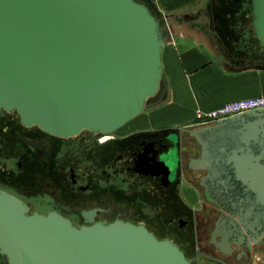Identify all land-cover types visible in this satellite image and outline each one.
Listing matches in <instances>:
<instances>
[{
	"label": "water",
	"instance_id": "1",
	"mask_svg": "<svg viewBox=\"0 0 264 264\" xmlns=\"http://www.w3.org/2000/svg\"><path fill=\"white\" fill-rule=\"evenodd\" d=\"M264 48V0H249ZM158 20L137 0H0V108L58 135L108 132L138 113L158 86ZM199 147L188 169L219 215L211 237L226 252L264 237V106L180 126ZM90 221V219H87ZM0 253L7 264H191L170 239L141 223L74 225L27 212L0 190Z\"/></svg>",
	"mask_w": 264,
	"mask_h": 264
},
{
	"label": "flooded vegetation",
	"instance_id": "2",
	"mask_svg": "<svg viewBox=\"0 0 264 264\" xmlns=\"http://www.w3.org/2000/svg\"><path fill=\"white\" fill-rule=\"evenodd\" d=\"M219 9L220 0H216L213 13ZM248 12L242 15L249 18ZM180 15L188 21L205 19L196 12L183 11ZM227 16L208 15L206 19L230 18V14ZM224 30L234 34L230 33V25ZM117 129L100 132L81 128L72 134L58 135L36 124L22 123L14 109L0 108V190L24 202L28 213L54 211L76 226L128 220L143 224L157 237L168 238L180 248L170 237L158 236L154 219L160 217L163 226L177 234L186 233L194 219V224L203 225L206 231V247L220 254L233 255L243 263L253 249L264 252V237L249 246L229 243L232 249L226 252L216 247L214 241L219 237H211L210 233L219 208L194 185L201 170L186 166L188 157L197 155L199 150L187 132L162 128L120 133L124 128ZM182 176L196 192L199 212H191L181 201ZM258 244L260 247L256 248ZM0 255L7 264L6 257Z\"/></svg>",
	"mask_w": 264,
	"mask_h": 264
},
{
	"label": "crops",
	"instance_id": "3",
	"mask_svg": "<svg viewBox=\"0 0 264 264\" xmlns=\"http://www.w3.org/2000/svg\"><path fill=\"white\" fill-rule=\"evenodd\" d=\"M156 5L171 13L187 5V0H158ZM168 17L161 36L158 99L148 117L149 121L169 122L152 128L187 124L197 108L209 109L229 99L264 92L259 75L235 60L234 51H241L242 44L231 42L216 19Z\"/></svg>",
	"mask_w": 264,
	"mask_h": 264
},
{
	"label": "rangeland",
	"instance_id": "4",
	"mask_svg": "<svg viewBox=\"0 0 264 264\" xmlns=\"http://www.w3.org/2000/svg\"><path fill=\"white\" fill-rule=\"evenodd\" d=\"M137 1H140L145 5L147 4V6L150 7L151 11L154 13V15L158 20V31L162 36L163 26L165 25V21L169 18L168 16L170 17L175 16L178 20H182L180 13L185 11V12H193V13L196 12L198 14V17H202V18L205 17L206 19V17L210 15L211 9L215 5L216 0H187V5L182 7L180 10L171 13L159 9L158 5H156L158 0H137ZM238 1L239 0L235 2H230V6L235 7L237 4L239 5ZM225 7H227L226 3H225ZM232 11H233L232 14L230 13V33L234 31V34H232L234 37L231 39V42L242 44L241 51L239 53L234 52L235 60L237 61V63H244L240 65L242 68L250 69L248 71L254 74H258L260 77V81L264 83V58L262 54L257 52V51H264V48H262L261 45H259L258 42H256L253 37H251V35L253 34L251 32V27L249 26L247 21L242 19L241 16L242 12L241 11L235 12L234 10ZM205 19H202L201 21H204ZM159 88L160 87L158 85L153 93L146 95L144 97L142 107L136 115H134L130 119L126 120L123 124L118 126V129L124 128L122 131L119 130L120 133H128L130 131H134L133 129H139L141 131L148 132V131L160 130L162 128L164 129L179 128L180 126H196L200 124L198 121H195L196 119H194V114H193L192 120L190 122L188 121L189 123L187 124L176 123L170 127L152 128V126H155L156 124L161 125L164 122L166 123L169 122V121H163L162 119H156L151 121V118L149 121V117L151 115L149 116L148 111L150 107L152 108L153 101L158 99L157 93L159 91ZM259 93H264V92H259ZM202 110H207V109H202ZM179 189H180L182 203L184 204L185 202L186 206H188L191 212L193 213L195 211L199 212L200 211L199 201L196 197V192L192 190L189 183L186 181V179L183 176L180 178L179 181ZM213 213L215 212H212V214ZM150 218L154 219V217L152 216ZM201 218L204 219L205 216ZM154 221L156 222L155 227L158 228L157 229L158 236L160 237L168 236L173 241H175L183 250L185 257L191 262V264H264V252L259 249L258 250L253 249L254 251L250 253V256L246 257L243 263H240L237 259L233 257V255L225 256L223 254L218 253L217 251H215L210 247H206V241H205L206 231L204 230L203 225L198 226L194 224L195 223L194 219L191 222V225L187 228L186 233L183 234H179V233L177 234L176 232L171 231L168 228L164 227L163 220L160 217L159 218L156 217ZM259 247L260 244L256 246V248ZM0 264H6L5 259L2 255H0Z\"/></svg>",
	"mask_w": 264,
	"mask_h": 264
},
{
	"label": "built area",
	"instance_id": "5",
	"mask_svg": "<svg viewBox=\"0 0 264 264\" xmlns=\"http://www.w3.org/2000/svg\"><path fill=\"white\" fill-rule=\"evenodd\" d=\"M264 106V93L254 94L222 102L216 107L202 110L195 109L194 119L199 123L223 117L241 110Z\"/></svg>",
	"mask_w": 264,
	"mask_h": 264
},
{
	"label": "trees",
	"instance_id": "6",
	"mask_svg": "<svg viewBox=\"0 0 264 264\" xmlns=\"http://www.w3.org/2000/svg\"><path fill=\"white\" fill-rule=\"evenodd\" d=\"M235 1H237V0H220V4H221V9H219L218 11H217V13L216 14H214L213 13V8L215 7V5L212 7V9H211V12H210V17L211 18H214L216 15L217 16H229V14L231 13L232 14V10H234L235 12H242V14H244L243 12H245L246 10L248 11L249 10V0H239L238 2H239V5L237 4L236 6L235 5H233V6H235V7H231L230 6V2H235ZM225 3H226V5L228 6L227 8H225V9H227V10H225V9H223L224 8V6H225ZM147 5V4H146ZM230 7H231V9H230ZM148 9L150 10V12L152 13V14H154L152 11H151V9H150V7L148 6ZM224 10L226 11V13H224V14H222L223 12H224ZM230 10H231V12H230ZM241 14V16H242V19H244L245 21H247L248 22V24H249V26L251 27V25H250V23H249V18H247V17H245V16H243ZM247 15L249 16V12L247 13ZM227 16V17H228ZM232 17V16H231ZM216 19V18H215ZM217 21H218V23L220 24V29L221 30H224L227 26H229L230 25V18H227V19H222V17H218L217 19H216ZM225 31V30H224ZM251 32H252V27H251ZM252 34V33H251ZM251 37H253L254 39H255V41L257 42V39L254 37V35L252 34L251 35ZM233 38V35H230V40ZM262 47V46H261ZM263 48V47H262ZM234 52H237V53H239L240 51H234ZM257 52H259L260 54H262L263 55V58H264V51H257Z\"/></svg>",
	"mask_w": 264,
	"mask_h": 264
},
{
	"label": "bare ground",
	"instance_id": "7",
	"mask_svg": "<svg viewBox=\"0 0 264 264\" xmlns=\"http://www.w3.org/2000/svg\"><path fill=\"white\" fill-rule=\"evenodd\" d=\"M148 8V7H147ZM156 17V16H155ZM118 128V127H117ZM115 129V128H114Z\"/></svg>",
	"mask_w": 264,
	"mask_h": 264
}]
</instances>
